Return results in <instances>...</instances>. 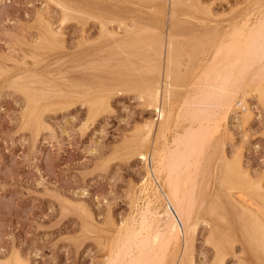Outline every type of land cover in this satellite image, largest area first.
Here are the masks:
<instances>
[{
	"label": "rangeland",
	"instance_id": "1",
	"mask_svg": "<svg viewBox=\"0 0 264 264\" xmlns=\"http://www.w3.org/2000/svg\"><path fill=\"white\" fill-rule=\"evenodd\" d=\"M260 1L0 0V264H116L129 251L132 209L163 206L138 153L157 117L147 91L167 82L178 109L200 39ZM258 94H248L245 118L235 106L216 137L264 188ZM206 177L192 264H264V197L236 187L239 176L222 163Z\"/></svg>",
	"mask_w": 264,
	"mask_h": 264
},
{
	"label": "bare ground",
	"instance_id": "2",
	"mask_svg": "<svg viewBox=\"0 0 264 264\" xmlns=\"http://www.w3.org/2000/svg\"><path fill=\"white\" fill-rule=\"evenodd\" d=\"M94 3L95 0H90V4ZM262 6H259L261 9L255 6L258 8L254 9L256 12L245 13L239 20L236 18L238 23L234 19L236 23L231 21L217 33L200 39L197 61L186 67L181 75L182 100L177 102L180 104L178 109L175 108L176 103L173 105L170 102L171 92L167 82L162 84L160 81L159 85L147 91V106L156 110L157 117L145 123L144 144L138 153L143 157L147 177L152 178L154 183L158 181L157 189L154 188L151 193L159 194L163 206L161 210L152 208L147 200L144 206L132 209L136 213L133 241L129 251L122 248L116 253V264H192L191 237L198 229L203 207L200 198L206 189L204 178L213 168L217 169L218 164L222 163L226 171H233L239 176L236 187L264 197L260 180H253L240 169L238 162L224 157L223 141L216 137L222 122L227 120L235 106H242L240 113L243 118L248 115L245 104L250 92L259 93L264 103V1ZM162 42L168 43L167 40ZM204 43L209 44L205 46ZM169 62L165 76L171 79L173 66ZM143 189H149L148 185L146 187L145 184ZM257 226L262 229L264 245V226L261 223Z\"/></svg>",
	"mask_w": 264,
	"mask_h": 264
},
{
	"label": "built area",
	"instance_id": "3",
	"mask_svg": "<svg viewBox=\"0 0 264 264\" xmlns=\"http://www.w3.org/2000/svg\"><path fill=\"white\" fill-rule=\"evenodd\" d=\"M150 173H151V171H150ZM155 184H156V186H157V184H158V181H156V182H155Z\"/></svg>",
	"mask_w": 264,
	"mask_h": 264
}]
</instances>
